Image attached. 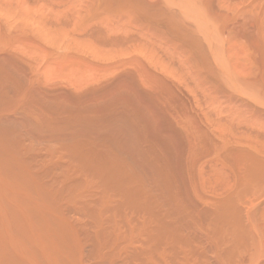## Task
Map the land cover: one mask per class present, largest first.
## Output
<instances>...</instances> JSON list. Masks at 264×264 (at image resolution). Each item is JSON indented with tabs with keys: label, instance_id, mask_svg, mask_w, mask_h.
I'll return each mask as SVG.
<instances>
[{
	"label": "bare ground",
	"instance_id": "obj_1",
	"mask_svg": "<svg viewBox=\"0 0 264 264\" xmlns=\"http://www.w3.org/2000/svg\"><path fill=\"white\" fill-rule=\"evenodd\" d=\"M54 1H84L90 13L94 4L87 19L97 24L83 12L76 31L87 24L78 41L97 46L84 38L74 47L76 33L63 43L69 13L31 36L30 17H45L29 5ZM122 11L138 31L109 35L113 25L124 33L114 24ZM0 21V264H264V134L219 116L226 107L214 99L209 110L194 95L191 103L189 71H179L181 83L156 73L163 53L154 41L168 40L188 70H203L264 116V0H0ZM18 41L49 47L51 57L39 69L27 64L6 51ZM83 48L108 56L90 59ZM47 64L85 65L101 77L60 71L55 83Z\"/></svg>",
	"mask_w": 264,
	"mask_h": 264
},
{
	"label": "rangeland",
	"instance_id": "obj_2",
	"mask_svg": "<svg viewBox=\"0 0 264 264\" xmlns=\"http://www.w3.org/2000/svg\"><path fill=\"white\" fill-rule=\"evenodd\" d=\"M58 2H59V4H58ZM84 2V1H83ZM83 2H75V3H73V5H71V3H70V5L71 6H74L75 4H77L78 6L77 7H71L69 4H65V3H62V2H60V1H54V2H51L50 4H48V3H44V2H41V3H38L37 5H40V7H35V6H37V5H35V4H30L29 5V7H30V9H33V10H36V13H37V11L39 12V13H41V15L43 14L44 15V19L45 20H43V19H41L42 21H39L40 20V17L41 16H39L38 14H36L35 12H32V10H30L29 8V10L31 11V15L32 14H36L35 16H39L38 18L39 19H37V17L35 18V17H32V16H34V15H32L31 17H30V19L31 18H33V21H31V22H33L32 23V25L34 26V27H32L30 30L32 31V30H34V32H35V34H34V32L31 34V36L33 35V36H36V32H38V28H37V26L40 24V22H42V23H50V21L49 20H51V23L54 21V23H52V24H59V23H61V24H63V23H65V22H62V19H63V21H65L66 19H68V13L69 14H71V27L70 28H72V29H69L68 28V30L67 29H65V32H67L65 35H66V37H67V39L66 40H64L63 41V43H67L68 41H74V39H75V35H71V34H80V35H76L77 37V43H79V47L76 45V46H74V47H76V48H78L79 50H81L82 49V45H84L83 43H84V41H86V40H82V39H84L85 37H83L82 39H80L79 41H78V38H80L81 36H84V35H86V34H84V32H83V30H85V28L88 26V25H94V21H95V24H97V22H98V19H97V21L96 20H92L91 22H90V20H88L87 18H90V17H88V15H91V13H92V11L94 10V4H92V3H90L91 5H92V7L90 6V8H92V9H90V11H91V13L89 12V10H88V6L85 8V6L88 4V3H86V2H84V4H83ZM53 3V5H51ZM60 3H61V7L60 6H56V5H60ZM86 3V4H85ZM48 4V6H45V5H47ZM63 4V5H62ZM79 4H81V5H83V8H79L80 7V5ZM67 5V6H66ZM22 6H24V7H26L27 5H21V9H24V7H22ZM49 6H51V9H50V7ZM63 6V7H62ZM33 7V8H32ZM45 7V8H44ZM56 7H57V9H56ZM70 8V9H68V8ZM82 7V6H81ZM36 8V9H35ZM38 8H41V9H38ZM64 8V9H63ZM67 8V9H66ZM45 9H46V11H48V12H46L45 13ZM60 9V10H59ZM63 9V10H62ZM72 9H73V14H76V15H74V17H75V19H73V17H72V13H70L69 11H72ZM79 9V10H78ZM83 9H87L86 11L84 10L83 11ZM96 9V8H95ZM55 10V11H54ZM77 10V11H76ZM44 11V12H43ZM62 11V12H61ZM66 11V12H65ZM79 11H81L80 13H79ZM58 12H60V13H58ZM75 12V13H74ZM84 12V15H85V13L86 12H89L88 14H87V16L86 17H84L85 18V20H88L89 22L85 25H83L82 27V29H80V31L82 30V33H77V31L76 30H78V26H77V22H78V20H82V16H84V15H82V13ZM62 13H65L64 15H62L63 17H61V14ZM80 15V17H79V15ZM120 13H123V14H121V15H119L120 17H122L121 19H119V22H118V20H117V22L119 23V25H118V23H116V22H114V21H116V19H118V18H120L117 14L116 15H110L111 17H109V20H112V19H110V18H113V21L112 22H109V24H112L113 22H114V24H116V26H118L117 28H116V30H117V32H119L121 29L123 30L122 32H124V33H121L120 35H116V33H112V32H116V31H114L115 29H113V27H114V25L112 26V28L109 26V25H105V24H103V23H105V22H107V21H104V20H106V18L108 19V17H104V16H108V15H104L103 16V18L102 17H100L99 19H100V24L98 23V26H101V27H103V30H104V28H105V26H109L111 29H113L112 31H110L111 29L109 28L108 29V31L107 30H105L106 31V33H108L109 35L111 34V35H114V36H121V35H123V36H121V37H124V36H126V35H128L129 33L130 34H135L137 31H138V23L137 22H135V19L133 20V19H131L132 17L127 13V12H125V11H122V12H120ZM127 13V14H126ZM52 14L54 15V16H52ZM57 14H60V16L59 15H57ZM125 14V15H124ZM42 15V16H43ZM48 17H47V16ZM67 16V18L66 17H64V16ZM79 18H81V19H79ZM117 16V17H116ZM129 17V18H124V20H123V17ZM49 17H50V19H49ZM58 17V18H57ZM114 18H116V19H114ZM57 19H60L61 20V22H59L58 23V21H57ZM125 19H127V20H129L128 22H130V23H128V22H126L125 21ZM131 19V20H130ZM38 20V21H37ZM120 20H122V21H120ZM73 21H75V23L73 22ZM134 21V22H133ZM1 22V21H0ZM67 22H69V21H67ZM83 23H84V21H82ZM126 23V25H125V23ZM36 23V24H35ZM38 23V24H37ZM86 23V22H85ZM90 23V24H89ZM108 23V22H107ZM106 23V24H107ZM122 23H124V24H122ZM132 23H133V25H132ZM35 24V25H34ZM103 24V25H102ZM31 25V26H32ZM105 25V26H104ZM123 25H124V27H123ZM127 25H129V27H131L129 30L131 31H129L128 32V34L126 33L128 30V28L129 27H126L125 28V26H127ZM74 26H77V27H74ZM115 26V27H116ZM122 26V27H121ZM85 27V28H84ZM119 29V30H118ZM126 29V30H125ZM2 29H0V31H1ZM67 30V31H66ZM69 30H73V31H75L74 33H69ZM86 30H87V28H86ZM136 31V32H133V31ZM73 31H71V32H73ZM110 31V32H109ZM121 32V31H120ZM3 33V31H1V33L0 34H2ZM85 33H86V31H85ZM4 34V33H3ZM2 34V35H3ZM30 34V33H29ZM117 34H119V33H117ZM2 35H0V36H2ZM70 35V36H69ZM71 37H74V39H69V38H71ZM1 38V37H0ZM87 38H88V36H87ZM87 38H85V39H87ZM157 38H159V39H154V41H155V46H156V49H159L162 53H163V57H162V61L160 62V63H157V65H156V70L155 71H158V70H160V71H158V72H156V73H160V74H162V72L164 73V74H167L166 75V77H172V76H176L175 78H173L174 80H179V76H177L178 75V73H179V71H182V72H185V73H183L184 74V77L186 76V74L188 73V75L190 76H186L185 78V80L186 81H188L189 83H191L190 85H191V92H189L190 94H187V97L189 98V101L192 103L193 101H192V99H194V97H192L193 95L197 98V100H200L201 101V104L203 103L204 104V102H206L203 106L204 107H207V110H209L211 107H212V105H211V102L212 103H214L213 104V106H217V108H224V107H222V106H225L226 108L224 109V110H226V111H224V114H223V112H221L220 110H219V112H214V111H216L217 110V108L216 109H214V108H212V111H213V113L215 114V113H219V116H224V115H226V113L225 112H228L229 114H230V116H228V113H227V117H230V118H234V120L233 119H227L228 121H230V123H232V124H234L235 122L237 123H235L236 125H237V127L240 125V126H243V127H239V128H241V129H244L246 132H254V131H258V133L259 134H264V132L262 131V129H258L257 130V126H256V124L258 123V125H260V126H262V127H260V126H258V127H260V128H264L263 126L264 125H261V122L263 123L264 121H263V119H264V116H262L261 114H259L258 113V111H256L257 110V105H255V102H254V104H253V102L252 101H250V102H252V106L250 107V102H249V106H247L248 105V101H246L245 102V100H243L242 98H239V99H242L243 101H244V104L241 102L242 100H240L239 101V99L237 98V97H235V96H229V95H227V93L226 92H230V94H232L233 92H237V91H229V90H226V91H224L223 89H217L218 88V86L219 85H221V84H219L218 82H217V84L218 85H214V84H212V83H215V82H212L211 83V81L212 80H210L209 81V78H207L206 80H204L206 77H208V76H205V75H207L206 73H204L203 72V70H201V69H198V68H196L195 69V67H194V69H193V71H195V72H193L192 70L190 71V70H188L189 68H188V65H187V63H185L184 61L186 60V58H185V53H181L182 51H178L177 53H174V50H173V47L171 46V43H169V42H167L168 40H165V39H163L162 37H157ZM89 39V38H88ZM76 40V39H75ZM90 41H89V43H87V41L85 42V43H87L88 45L89 44H91V43H93V45H95V46H97L94 42H93V40H91V39H89ZM71 41V42H72ZM38 42H39V44H41V45H43L42 43L43 42H41V41H37V44H38ZM70 43V42H69ZM77 43H75V44H77ZM26 42H23L22 43V41L21 42H16L13 46H11V47H7L8 49H6V51H11V52H13L17 57H19V58H21V59H25V61H26V59L28 60L26 63L28 64L29 63V61L30 62H35V67L36 68H38L39 66H38V64H37V62L39 63L40 61H43V59H44V62H40L39 64L42 66V64H46V62H48V60H47V58H45V57H48V55H50V57H51V54H48V52L46 51V49H49V47L47 48L46 46H44L45 47V49H44V52L46 53V54H44V52H42L41 50H37L38 52H39V54H35V55H32V53L30 52V49H32L31 51H36L35 49H34V46H33V44L32 43H30V45L29 44H27V46L29 45L30 47H32V48H30V47H27L26 46ZM68 44V43H67ZM80 44H81V46H80ZM41 45H39V46H41ZM44 45H46V44H44ZM87 45V49H88V47H90V46H88ZM72 46H73V43H72ZM44 47H42V50H43V48ZM84 47V46H83ZM86 47V46H85ZM29 49V50H27V49ZM35 48H37V47H35ZM39 48V47H38ZM92 48H94L93 46H92ZM106 48V47H105ZM111 48V47H110ZM39 49H41V48H39ZM65 50V49H67V48H61V49H55V52L58 54V55H62V53H64V54H68V53H66V52H68V51H64L63 52V50ZM85 50L84 48H83V50H84V52H87L88 50H90V49H88V50ZM103 49L104 48H101V49H92V51H94L95 52V50H97V51H103ZM107 49V48H106ZM112 49V51H110L109 52V54L108 55H113L112 54V52H114V48H111ZM51 50V49H50ZM62 50V51H61ZM107 50H109V49H107ZM140 50H143V49H140ZM58 51V52H57ZM71 51V50H70ZM76 51L78 52V50L76 49ZM91 51V50H90ZM90 51H88L87 53H86V55L85 54H81L82 56H84L85 55V57H87V55L88 54H90L89 56L91 57H88V58H90V59H92L93 57L94 58H96L94 55H95V53H96V55H98V59L96 58V60L98 61V60H105L106 58V56H108V55H106L105 53H103V52H101L100 53V55H101V57L103 56V58H101V59H99L100 58V56H99V52H95V53H90ZM49 52H51V51H49ZM75 52V51H74ZM81 51H79L78 53H80ZM105 52V51H104ZM106 52H108V51H106ZM141 52V51H140ZM144 54H146L145 53V51H142ZM28 53H31V55H29ZM43 53V54H42ZM73 53V52H72ZM82 53H83V51H82ZM179 53V54H178ZM48 54V55H47ZM69 54H71V53H69ZM94 54V55H93ZM124 54H128L127 52L125 53L124 52ZM176 54H178L179 55V57H178V55H176ZM181 54H183V55H181ZM28 55V56H27ZM44 55H47V56H44ZM72 55V54H71ZM73 55H74V53H73ZM78 55H80V54H78ZM91 55H93V57L91 56ZM115 55H118L117 54V52L115 51V53H114V56ZM182 56V57H181ZM26 57V58H25ZM35 57H37V59H35L34 61H31L30 60V58H35ZM49 57V58H50ZM84 57V58H85ZM111 56H109V58H110ZM113 57V56H112ZM184 57V58H183ZM174 59V61H175V63L176 64H173V66L174 67H171L172 66V64L170 63V61H171V59ZM181 58H183V59H181ZM45 60H47V61H45ZM179 61V62H178ZM181 61H183L184 62V64H183V62H181ZM30 65H33V64H31V63H29ZM180 64V65H179ZM181 64H183V65H181ZM58 65V64H53V66H54V68L52 67V65L50 64V65H48L47 64V66H51L55 71H57V72H54V70L52 69V70H50V68L48 67V68H46V70L47 69H49V71H50V73H53V74H50L51 75V77H54L55 76V79L54 78H52V79H50V77H48L47 78V76H46V79H50L49 81H50V83L49 84H52L51 82H52V80L54 79V80H56V81H54L55 83H58V81H59V83H60V81H64V80H62V79H58L57 77H59L58 76V74L60 73V71L61 72H63L62 70H64L65 69V66H63V65H61V67H59V66H56ZM75 66L74 64H69V66ZM77 65V64H76ZM187 65V66H186ZM34 66V65H33ZM43 66H45V65H43ZM47 66H45V67H47ZM64 68H63V67ZM68 66V65H67ZM79 65H77L76 67H69V68H67L66 67V69L67 70H65L63 73V75H60V76H62V77H67V78H69L70 80L71 79H73V77H74V74L75 73H77L76 74V76L78 77V78H81L85 73V75H87V76H89L90 74H92L93 73V75L95 76V74H96V77L94 78V79H92L94 76H89V77H85V76H83L82 78H91V79H89V81H93V80H95L96 78H97V74H99V72L97 71V70H94L93 69V72H89L88 71V69H90L89 67H87V66H83L82 67V69L81 68H79L78 67ZM186 66V67H185ZM56 67V68H55ZM84 67H87L86 69H83ZM182 67L184 68L183 70H181L182 69ZM43 67H41V69H42ZM61 68V69H60ZM169 68H176L177 70L175 71V70H169ZM39 69V68H38ZM44 70L43 71H45V68H43ZM59 69V70H58ZM158 69V70H157ZM187 71H189V72H187ZM84 70V72H83V74H81V75H79V73H82V71ZM80 71V72H79ZM92 71V70H91ZM97 71V72H96ZM59 72V73H58ZM187 72V73H186ZM192 72L194 73V74H192ZM46 74L48 73L49 74V72H45ZM190 73V74H189ZM54 74H56V75H54ZM65 74L66 75H68V76H65ZM193 75V77H192V75ZM205 74V75H204ZM100 75V74H99ZM169 75H171V76H169ZM201 75V76H200ZM161 76V75H160ZM163 77L162 78H164L165 79V77H164V75H162ZM61 77V78H62ZM70 77H72V78H70ZM100 77H101V75H100ZM178 77V78H177ZM187 77H189V78H187ZM57 78V79H56ZM66 78V80H68ZM75 78V77H74ZM194 78H196V79H194ZM204 78V79H203ZM99 79V78H98ZM172 79V78H171ZM171 79H168V80H171ZM172 79V80H173ZM47 80V81H48ZM65 80V81H66ZM69 80V81H70ZM173 80V81H174ZM193 80V81H192ZM202 80V81H201ZM45 82V83H47L48 84V82ZM86 81H87V79H86ZM180 82H178V81H175L176 83H181V80H179ZM206 82V83H205ZM208 82H210V83H208ZM195 84V85H194ZM205 84H206V86H205ZM209 84H210V86H209ZM213 86V88H212V86ZM217 86V87H216ZM222 87H224V89H225V87L226 86H224V85H222ZM208 91H207V90ZM228 89H231V88H228ZM206 90V91H205ZM214 90H215V94L216 95H214V93H208L207 94V92H210V91H213L214 92ZM218 90V91H217ZM231 90H233V89H231ZM219 93H217V92ZM221 93H220V92ZM222 91H224V92H222ZM184 93V92H183ZM235 93H234V95H235ZM239 92H237V94H238ZM220 94H221V97L220 98H218L219 96H220ZM229 94V93H228ZM237 94H236V96H237ZM205 95V96H204ZM225 95H227V96H225ZM200 96H202V97H200ZM210 96V97H209ZM212 96H214V97H212ZM217 96V97H216ZM225 96V97H224ZM224 97V98H223ZM228 97H230V99H228ZM235 97V98H234ZM238 97H241V96H238ZM214 99V101H211V99ZM216 98H218L217 100H216ZM208 99V100H207ZM219 99L220 100H222L223 101V103L224 102H226V101H229V102H231V103H227V104H223L222 102L221 103H219L220 101H219ZM233 100V102H232V100ZM237 99V101H235ZM211 101V102H210ZM216 101H219V102H216ZM209 104V105H208ZM219 104H221V105H219ZM223 104V105H222ZM244 105H246V106H244ZM219 106H221V107H219ZM249 108V109H246V108ZM253 109V110H252ZM227 110H229V111H227ZM212 111H209L210 113H212ZM223 111V110H222ZM231 111H234V115L232 114V112ZM240 111V112H239ZM235 112L237 113V114H235ZM247 113V114H246ZM251 113H252V116H251ZM255 113V114H254ZM250 114V115H249ZM232 115H233V117H232ZM240 115H242L243 116V118H245V119H243ZM254 115H257V116H254ZM259 115H261V116H259ZM226 116H224L225 118H226ZM250 116H251V118L252 119H250ZM257 117V118H256ZM246 118H248V119H246ZM257 119V120H256ZM259 119H260V121L261 122H259ZM236 120V121H235ZM237 120H239V121H237ZM245 120V121H244ZM231 121H233V122H231ZM248 121H249V123H252V126H250V127H253V124L256 126H254L253 128L255 129V130H253V129H251L250 127V129L249 128H247L250 124H248V125H246V123H248ZM258 121V122H257ZM245 122V123H244ZM255 122H257L256 124H255ZM240 123V124H239ZM243 125H242V124ZM234 124V126H236ZM264 124V123H263ZM246 125V126H245ZM249 132V133H250ZM263 132V133H262ZM249 133H247V134H249ZM255 134H258V133H256V132H254ZM246 136L247 135H245V138H246ZM250 137H248L247 138V140L246 141H249L250 142V140H251V138H250V140H248Z\"/></svg>",
	"mask_w": 264,
	"mask_h": 264
}]
</instances>
